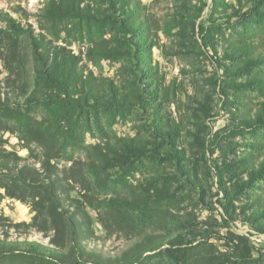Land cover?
Instances as JSON below:
<instances>
[{
  "label": "rangeland",
  "instance_id": "374dc122",
  "mask_svg": "<svg viewBox=\"0 0 264 264\" xmlns=\"http://www.w3.org/2000/svg\"><path fill=\"white\" fill-rule=\"evenodd\" d=\"M0 13L72 71L48 74L0 17V152L38 172L0 173L2 240L53 246L61 231L70 246L73 211L112 264H264V0H0ZM25 248L0 264H94Z\"/></svg>",
  "mask_w": 264,
  "mask_h": 264
},
{
  "label": "trees",
  "instance_id": "16d2710c",
  "mask_svg": "<svg viewBox=\"0 0 264 264\" xmlns=\"http://www.w3.org/2000/svg\"><path fill=\"white\" fill-rule=\"evenodd\" d=\"M56 7V6H55ZM54 7V10H55ZM0 17L4 19L11 30L17 33H29L31 39V45L35 56L40 60L47 70L48 74L57 78H66L72 74L71 69L66 67V64L61 61L58 57L59 53L54 49L51 43L46 40L43 36H37L34 34L32 29L22 27L13 17L7 13H0ZM9 87V86H8ZM31 99H29L30 101ZM11 101L9 92L6 86L0 82V108H8ZM15 102H18L17 99ZM5 172V176H9L14 180H21L23 182L28 181L27 174L31 172H37L34 167H30L28 164H21L19 157H12L10 154L0 152V173ZM35 174V173H34ZM61 181L56 177V183L59 184ZM55 183V184H56ZM10 192V187H7ZM48 198L52 204V208L56 211L59 210L60 200L57 198L54 188L46 191ZM62 220L68 226L69 236L67 245L65 241V235L63 232L58 231L56 235L51 237L53 246H48L38 241H32L28 246L26 242L20 240H10L6 233L5 239L2 240L0 236V255L7 250L8 252L18 251L23 246L25 249H29L35 253L45 254L63 263L76 262L79 263L81 260L94 264H112L109 260L102 259L100 255H97L94 251L84 246L81 239H78V222L79 217L76 212L65 211L61 214ZM26 223H16L15 228L25 227ZM78 231V232H77ZM81 238V236L79 237ZM68 249V252L66 250Z\"/></svg>",
  "mask_w": 264,
  "mask_h": 264
}]
</instances>
